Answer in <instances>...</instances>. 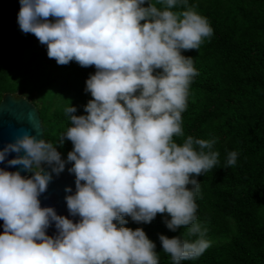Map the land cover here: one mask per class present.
<instances>
[{
    "label": "clouds",
    "instance_id": "clouds-1",
    "mask_svg": "<svg viewBox=\"0 0 264 264\" xmlns=\"http://www.w3.org/2000/svg\"><path fill=\"white\" fill-rule=\"evenodd\" d=\"M19 0L17 23L47 47L58 65L75 61L96 71L85 81L84 113L64 108L70 126L56 144L27 131L0 148V264H159L156 243L129 218L182 235L158 234L173 264L195 260L210 247L197 222L196 177L219 163L215 139L187 136L182 113L198 75L191 56L213 35L188 0ZM182 10L174 11V8ZM72 149L62 158L57 144ZM9 153L16 155L8 159ZM227 154V166L237 162ZM71 163L75 191L64 199L74 222L40 196ZM44 165L50 171L44 169ZM54 224L56 232L47 229Z\"/></svg>",
    "mask_w": 264,
    "mask_h": 264
},
{
    "label": "trees",
    "instance_id": "trees-1",
    "mask_svg": "<svg viewBox=\"0 0 264 264\" xmlns=\"http://www.w3.org/2000/svg\"><path fill=\"white\" fill-rule=\"evenodd\" d=\"M151 2L164 7L161 0ZM188 6L208 19L213 35L199 50L183 52L193 57L198 75L182 113L184 136L174 140L182 144L189 135L215 139L219 163L196 177L197 222L210 247L181 264H264V0H188ZM95 71L75 61L58 65L47 56L46 45L19 25L0 33V100L10 92L31 101L44 138L53 144L70 126L66 106L85 114L92 99L85 81ZM72 147L68 140L57 144L64 159ZM230 151L237 152V162L225 167ZM164 215L149 224L129 218L126 226L142 227L156 243L159 264H173L158 234L183 236L188 229L169 230Z\"/></svg>",
    "mask_w": 264,
    "mask_h": 264
},
{
    "label": "water",
    "instance_id": "water-1",
    "mask_svg": "<svg viewBox=\"0 0 264 264\" xmlns=\"http://www.w3.org/2000/svg\"><path fill=\"white\" fill-rule=\"evenodd\" d=\"M19 9V0H0V33L9 31L13 26L18 25L17 14ZM25 131L41 135V138H44L39 111L25 97L7 92L0 100V148H3L6 142ZM15 155V153H9L7 158L11 159ZM69 167H71V164L66 163L64 171L58 176L53 173L47 191L40 196V201L42 207L52 206L58 214L69 216L75 222L79 217L70 216L64 199L66 186H71L72 191H75V176L69 173ZM0 168H7L9 171L20 170L21 175H31L23 170L21 166H9L6 162L0 163ZM44 169L50 171L47 165H44ZM2 232L3 221L0 220V233ZM55 232L54 224L47 229L49 235H54Z\"/></svg>",
    "mask_w": 264,
    "mask_h": 264
},
{
    "label": "rangeland",
    "instance_id": "rangeland-1",
    "mask_svg": "<svg viewBox=\"0 0 264 264\" xmlns=\"http://www.w3.org/2000/svg\"><path fill=\"white\" fill-rule=\"evenodd\" d=\"M16 95V94H15Z\"/></svg>",
    "mask_w": 264,
    "mask_h": 264
}]
</instances>
